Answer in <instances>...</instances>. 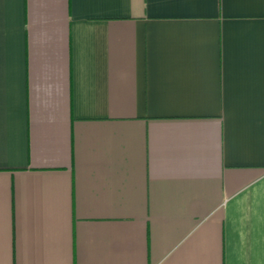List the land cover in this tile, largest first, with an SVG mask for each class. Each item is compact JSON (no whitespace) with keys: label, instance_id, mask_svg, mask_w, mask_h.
I'll return each instance as SVG.
<instances>
[{"label":"crops","instance_id":"obj_1","mask_svg":"<svg viewBox=\"0 0 264 264\" xmlns=\"http://www.w3.org/2000/svg\"><path fill=\"white\" fill-rule=\"evenodd\" d=\"M0 264H264V0H0Z\"/></svg>","mask_w":264,"mask_h":264}]
</instances>
